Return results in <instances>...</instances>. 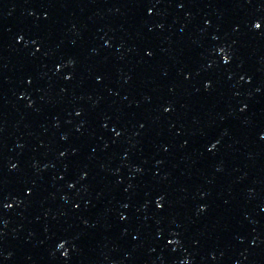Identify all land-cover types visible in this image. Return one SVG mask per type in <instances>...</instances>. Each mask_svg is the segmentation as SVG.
<instances>
[{
	"label": "water",
	"instance_id": "95a60500",
	"mask_svg": "<svg viewBox=\"0 0 264 264\" xmlns=\"http://www.w3.org/2000/svg\"><path fill=\"white\" fill-rule=\"evenodd\" d=\"M154 2L0 0V251L76 113Z\"/></svg>",
	"mask_w": 264,
	"mask_h": 264
},
{
	"label": "snow or ice",
	"instance_id": "6c2138e0",
	"mask_svg": "<svg viewBox=\"0 0 264 264\" xmlns=\"http://www.w3.org/2000/svg\"><path fill=\"white\" fill-rule=\"evenodd\" d=\"M181 7H183V5H181ZM45 18H46V17H45ZM253 27H254L255 29H260V28H261V23H260V22H256V23H254ZM21 39H23V38L21 37ZM33 43H37V41H33ZM37 51H39V49H37ZM219 51H220L222 54L225 53V50H224L223 48H221ZM148 55L151 56L152 53H151V52H148ZM223 61H224L225 64H228V63L230 62V57H229L227 54H224V55H223ZM65 78H66V79H71L70 76H67V77H65ZM241 79H243V77H241ZM29 83H31V81H29ZM206 87H210V85H206ZM245 107H246V106H245ZM164 110L167 112V111H170L171 109H170V108H165ZM244 110H245V108H241V111H244ZM76 114H77V115H80L81 113L77 112ZM104 127H107V125H104ZM113 131L115 132V135H116V136L121 135V133H120L119 131H116L115 129H113ZM215 148H216V144H212V149H215ZM61 155H65V153L61 152ZM13 167H15V165H13ZM73 186H74V185L69 184V187H73ZM163 199H164V197H163V196H160L159 199L156 200V206H157V208H162L163 205H162L161 202L163 201ZM4 206H5V207H10V205H7V204H5ZM77 207H78V205H77ZM121 218H122V219H125V217H121ZM169 243H176V241H169ZM58 247H59L60 249H64L65 245H64V243H61V244L58 245ZM63 255H64L65 257H67V256H68V253L65 251V252L63 253ZM185 264H187V262H185Z\"/></svg>",
	"mask_w": 264,
	"mask_h": 264
}]
</instances>
